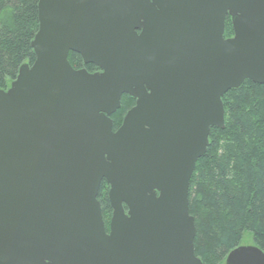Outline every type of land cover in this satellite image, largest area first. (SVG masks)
Instances as JSON below:
<instances>
[{"label":"water","instance_id":"water-1","mask_svg":"<svg viewBox=\"0 0 264 264\" xmlns=\"http://www.w3.org/2000/svg\"><path fill=\"white\" fill-rule=\"evenodd\" d=\"M37 18L33 62L0 88V264H202L189 180L223 94L264 84V0H38Z\"/></svg>","mask_w":264,"mask_h":264},{"label":"trees","instance_id":"trees-1","mask_svg":"<svg viewBox=\"0 0 264 264\" xmlns=\"http://www.w3.org/2000/svg\"><path fill=\"white\" fill-rule=\"evenodd\" d=\"M38 0H0V88L7 89L23 63L31 64L30 45L37 29ZM233 35L226 16L224 37ZM74 69L93 73L79 54L69 52ZM134 99L122 95L120 107L111 114L112 129L121 124ZM224 127H211L208 146L197 159L189 180L188 211L194 218L195 255L202 264H223L248 231L254 245L264 252V84L244 80L221 97ZM108 184L103 180L97 200L108 230L111 207Z\"/></svg>","mask_w":264,"mask_h":264},{"label":"rangeland","instance_id":"rangeland-1","mask_svg":"<svg viewBox=\"0 0 264 264\" xmlns=\"http://www.w3.org/2000/svg\"><path fill=\"white\" fill-rule=\"evenodd\" d=\"M239 244L241 246L254 245V241H253L252 235L248 231H244L243 234H242V238H241ZM223 264H224V262H223Z\"/></svg>","mask_w":264,"mask_h":264}]
</instances>
